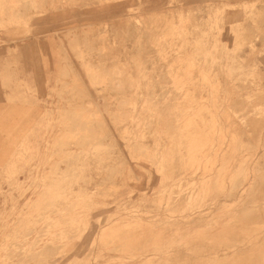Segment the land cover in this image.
Wrapping results in <instances>:
<instances>
[{"label":"rangeland","instance_id":"rangeland-1","mask_svg":"<svg viewBox=\"0 0 264 264\" xmlns=\"http://www.w3.org/2000/svg\"><path fill=\"white\" fill-rule=\"evenodd\" d=\"M263 171L264 0H0V264H264Z\"/></svg>","mask_w":264,"mask_h":264},{"label":"bare ground","instance_id":"bare-ground-1","mask_svg":"<svg viewBox=\"0 0 264 264\" xmlns=\"http://www.w3.org/2000/svg\"><path fill=\"white\" fill-rule=\"evenodd\" d=\"M24 1V0H23ZM262 8V7H261ZM167 15V14H166ZM172 18V17H171ZM157 19V18H156ZM169 21V20H168ZM172 27V26H171ZM79 31V30H78ZM177 46V45H176ZM65 48V47H64ZM66 49V48H65ZM71 49V48H70ZM67 53V52H66ZM70 56V55H69ZM68 59V58H67ZM69 66V65H68ZM71 66V65H70ZM72 68H73V70H75L74 69V67H73V65H72ZM72 70V71H73ZM247 72V71H246ZM74 73H75V71H74ZM77 77V76H76ZM80 80V79H79ZM97 81V80H96ZM243 85V84H242ZM88 93V92H87ZM110 93V92H109ZM89 95V94H88ZM207 99V98H206ZM207 101V100H206ZM215 101V100H214ZM90 105H92V110L94 111V114H96L97 113V111H98V109L96 110V108H98L96 105H95V103H93L91 100L88 102ZM234 106V105H233ZM235 107V106H234ZM83 110H81V112H82ZM100 111V110H99ZM87 112H89V111H87ZM96 112V113H95ZM76 113H77V111H76ZM91 114V113H90ZM92 115V114H91ZM208 115V114H207ZM93 116V115H92ZM95 116H97V115H95ZM239 116V115H238ZM84 117V116H83ZM82 117V119H85V118H83ZM88 117V116H87ZM81 119V118H80ZM81 119V120H82ZM235 119V118H234ZM86 120V119H85ZM259 121V120H258ZM240 126V125H239ZM260 126H261V124H260ZM242 127V126H241ZM95 128V127H94ZM246 129V128H245ZM261 129V128H260ZM246 132V131H245ZM110 136V135H109ZM245 136V135H244ZM246 137V136H245ZM103 139V138H102ZM247 139H248V137H247ZM151 142V141H150ZM104 148V147H103ZM176 148V147H175ZM110 150V149H109ZM229 150V149H228ZM81 151V150H80ZM105 151V150H104ZM111 151V150H110ZM233 155V154H232ZM94 158V157H93ZM227 158V157H226ZM96 160V159H95ZM126 160V159H125ZM75 162V161H74ZM156 162V161H155ZM110 165V164H109ZM245 165V164H244ZM262 165V164H261ZM112 166V165H111ZM122 167V166H121ZM112 168V167H111ZM177 170H178V168H177ZM117 172V171H116ZM264 172V171H263ZM178 173V172H177ZM74 177V176H73ZM107 179V178H106ZM260 179V178H259ZM258 190V189H257ZM176 191V190H175ZM234 193V192H233ZM177 194V193H176ZM229 194H231V192L229 193ZM233 197V196H232ZM172 199V198H171ZM244 207V206H243ZM249 229V228H248ZM254 229V228H253ZM261 229V228H260ZM257 230H258V228H257ZM262 231V230H261ZM256 232V231H255ZM260 232V231H259ZM251 233V232H250ZM250 235V234H249ZM252 235V234H251ZM241 237V236H240ZM251 238V237H250ZM235 239V238H234ZM256 239V238H255ZM260 239V238H259ZM250 240V239H249ZM193 241V240H192ZM200 241V240H199ZM197 243H198V240H197ZM194 244V243H193ZM202 244V243H201ZM204 244V243H203ZM247 245V244H246ZM194 247V246H193ZM192 247V248H193ZM226 247V246H225ZM232 247V246H231ZM234 247V246H233ZM200 248V247H199ZM223 248V247H222ZM221 248V249H222ZM183 249V248H182ZM181 249V250H182ZM216 249V248H215ZM228 249V248H227ZM227 249H226V251H227ZM230 249V248H229ZM232 249V248H231ZM93 250V249H92ZM190 250V249H189ZM196 250V249H195ZM219 250V249H218ZM184 251V250H183ZM222 251V250H221ZM225 251V250H224ZM191 252V251H190ZM196 252V251H195ZM210 252H211V250H210ZM216 252H217V250H216ZM229 252V251H228ZM56 253V252H55ZM184 253V252H183ZM227 253V252H226ZM52 254V253H51ZM176 254V253H175ZM186 254V253H185ZM207 254V253H206ZM221 254H223V253H221ZM184 255V254H183ZM171 257V256H170ZM186 258V257H185ZM184 259V258H183ZM202 259V258H201ZM188 260V259H187ZM198 260V259H197ZM195 261V260H194ZM199 261V260H198ZM164 263V262H163Z\"/></svg>","mask_w":264,"mask_h":264}]
</instances>
